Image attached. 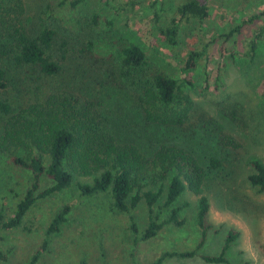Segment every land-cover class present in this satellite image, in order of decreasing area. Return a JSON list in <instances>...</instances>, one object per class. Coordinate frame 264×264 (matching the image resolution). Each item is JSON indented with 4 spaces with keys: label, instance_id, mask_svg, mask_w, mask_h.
Returning <instances> with one entry per match:
<instances>
[{
    "label": "trees",
    "instance_id": "16d2710c",
    "mask_svg": "<svg viewBox=\"0 0 264 264\" xmlns=\"http://www.w3.org/2000/svg\"><path fill=\"white\" fill-rule=\"evenodd\" d=\"M81 2L83 0L43 2L35 16L29 17L25 0H0V196L6 187L4 163L30 174L12 215L5 218L0 210V229L18 228L37 201L74 187L82 197H99L110 204L111 212L127 216L133 246L130 257H133L140 242L155 238L165 228L185 225L189 203L184 197L190 193L197 198L193 221L198 240L190 250L161 251L146 264L194 257L208 264H227V252L237 232H228L219 254L201 253L212 229L205 184L214 171L223 167V160L211 155L202 165L193 152L184 147L160 143L144 152L133 143L120 142L112 130L103 99L95 94H81L75 86V81L104 85L99 77L102 66L97 61L92 62L88 55L93 52V42L84 43L83 38L84 32L98 29L102 21L108 26H112L113 21L95 9L67 22L44 17L48 11L64 8V5L75 11ZM209 15L206 1L184 0L177 5L167 26L159 29L160 35L167 45L174 46L183 25L191 21L201 25ZM263 15L264 11L252 15L242 24L252 23ZM241 25L224 35V43L240 34ZM261 31L247 42L244 56L249 62L253 61L263 36L264 29ZM203 53L188 52L176 76L155 65L149 66L141 47L122 41L114 57L115 66H107L111 79L115 78L111 87L125 88L135 99L146 125L158 129H186L191 119L206 115L203 106L190 95L195 85L187 78L199 69ZM29 68L37 72L36 81H44L42 96L32 98V94L23 93L9 97V88H15L18 82L14 79H21L12 73L21 74ZM47 81L53 83L49 86ZM261 95L264 96V80ZM231 119L236 120L233 116ZM217 143L232 151L241 148L238 138L229 133H219ZM249 164L251 173L247 181L264 191V164L255 159ZM41 178L49 180L48 187L42 189ZM140 204L146 208L142 229L133 216ZM70 211L71 205L65 203L53 214L28 264H36L48 252L50 239L60 232ZM0 260H6V254L1 251Z\"/></svg>",
    "mask_w": 264,
    "mask_h": 264
},
{
    "label": "rangeland",
    "instance_id": "374dc122",
    "mask_svg": "<svg viewBox=\"0 0 264 264\" xmlns=\"http://www.w3.org/2000/svg\"><path fill=\"white\" fill-rule=\"evenodd\" d=\"M54 1L61 0H25L27 16L34 17L43 2ZM182 1L83 0L75 11L64 5V8L48 11L44 17L67 22L79 15L82 18L95 9L113 21L112 26L102 21L98 29L84 32L83 38L84 43L93 42V52L88 55L92 62L97 61L102 66L99 77L104 85L75 81V86L81 94H95L103 99L112 130L120 142L133 143L144 152L160 143L184 147L193 152L202 165L211 155L223 160V167L214 171L205 184L204 194L210 202L208 221L212 229L201 253L219 254L228 232L234 231L238 235L227 252V264H264V191L247 181L251 173L249 162L255 159L264 164V96L261 95L264 33L253 61L249 62L244 56L248 40L264 29V15L252 23L242 24L248 17L264 11V0H202L209 6V18L201 25L194 21L183 25L178 43L169 46L159 29L167 26ZM238 25H241L240 34L224 43V35ZM122 41L141 47L149 66L155 65L176 76L188 52L203 51L199 69L187 78L195 85V89L189 91L190 95L203 106L206 115L191 119L190 125L182 130L146 125L135 99L125 88L111 87L115 78L111 79L107 69L115 66L114 57ZM12 74L21 79H14L18 82L15 88H9V97L23 93L32 94V98L42 96L44 81H36L38 74L33 69ZM52 83L46 82L49 86ZM221 132L238 138L241 148L233 151L221 148L217 143ZM2 169L6 172L3 176L6 187L0 196V210L5 218H9L23 196L30 174L5 163ZM48 186L49 180L41 178L42 189ZM196 199L190 193L184 197L189 207L182 228H165L155 238L140 242L130 257L133 246L127 216L111 212L106 200L82 197L72 187L37 201L18 228L0 229V251L6 254V260H0V264H28L40 246L53 214L65 203L71 205L67 222L50 239L48 252L36 264H146L161 251L190 250L198 240L193 221ZM145 211L143 204L133 211L140 229L145 225ZM162 264L208 263L194 257L169 259Z\"/></svg>",
    "mask_w": 264,
    "mask_h": 264
}]
</instances>
